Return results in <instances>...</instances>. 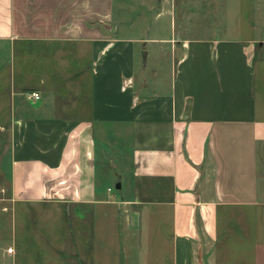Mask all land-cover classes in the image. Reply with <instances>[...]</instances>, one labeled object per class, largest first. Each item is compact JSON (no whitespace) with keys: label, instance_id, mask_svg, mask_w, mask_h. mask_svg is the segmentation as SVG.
I'll list each match as a JSON object with an SVG mask.
<instances>
[{"label":"crops","instance_id":"0c3cea01","mask_svg":"<svg viewBox=\"0 0 264 264\" xmlns=\"http://www.w3.org/2000/svg\"><path fill=\"white\" fill-rule=\"evenodd\" d=\"M92 12L108 8L0 0V46L23 43L20 82L0 80L11 106L12 201L93 207L95 227L98 215L108 216L97 205L111 201L102 189L113 190L102 187L97 162L125 148L120 160L131 163L133 197L117 209L128 221L142 210L167 218L159 241L168 253L159 264H218L220 251L227 264H264V70L255 67L264 44L185 40L171 84L140 85L133 41L106 32ZM33 42L34 66L26 46ZM236 218L248 225L241 238ZM90 241L80 262H95Z\"/></svg>","mask_w":264,"mask_h":264},{"label":"rangeland","instance_id":"374dc122","mask_svg":"<svg viewBox=\"0 0 264 264\" xmlns=\"http://www.w3.org/2000/svg\"><path fill=\"white\" fill-rule=\"evenodd\" d=\"M92 7L108 8L104 16L92 12L91 17L93 21L98 18L100 23H103V17L108 27L106 32L133 41L135 80L140 85L148 79L150 83L169 86L185 40H212L225 36L257 39L258 50L264 44V0H92ZM26 46L30 64L34 66L37 44L33 42ZM21 47L23 43H17L9 51L0 46V65L8 64L0 80L12 75L16 76V83L20 82ZM144 51H147L146 60ZM261 54L255 67L263 71L264 54ZM262 77L257 74V81L260 82ZM1 84L4 83L0 81V87ZM1 90L0 264H159L160 256L168 253V247H162L163 243L159 241L168 232L167 218L142 210L138 216L133 212L135 220L128 221L124 212L120 210L123 212L120 215L117 209L125 204L124 200L133 197L131 163L128 159L120 160V157L124 158L125 148L120 157L114 148L107 164L97 162L102 187L109 184L113 190L102 189L111 201L97 205L104 208L102 212L108 216L98 215L93 221L95 227L90 221L95 214L93 207L86 213L83 207L68 206L67 203L12 201L13 149L8 120L11 106L6 96L7 86ZM31 91L27 90L28 93ZM219 101H226V96H221ZM118 182L122 187H117ZM247 212H251V224L255 227L254 212ZM92 227L93 234L88 235L87 229ZM235 228L241 238L248 225L242 218H236ZM88 239H91L88 248L95 254V262H80L83 259L81 246ZM72 241H75L74 248ZM73 253L77 257L75 262L69 261ZM224 255L226 252H219L218 264H227L223 261Z\"/></svg>","mask_w":264,"mask_h":264},{"label":"built area","instance_id":"2783aa9c","mask_svg":"<svg viewBox=\"0 0 264 264\" xmlns=\"http://www.w3.org/2000/svg\"><path fill=\"white\" fill-rule=\"evenodd\" d=\"M28 97L31 99H39L40 98V94L37 91H31L28 93ZM111 189V188H109Z\"/></svg>","mask_w":264,"mask_h":264},{"label":"water","instance_id":"95a60500","mask_svg":"<svg viewBox=\"0 0 264 264\" xmlns=\"http://www.w3.org/2000/svg\"><path fill=\"white\" fill-rule=\"evenodd\" d=\"M146 56H147V51H144V60H146ZM121 185L118 184L117 187H120Z\"/></svg>","mask_w":264,"mask_h":264},{"label":"bare ground","instance_id":"6f19581e","mask_svg":"<svg viewBox=\"0 0 264 264\" xmlns=\"http://www.w3.org/2000/svg\"><path fill=\"white\" fill-rule=\"evenodd\" d=\"M12 250V249H11Z\"/></svg>","mask_w":264,"mask_h":264}]
</instances>
